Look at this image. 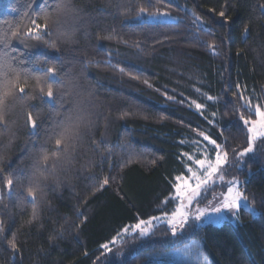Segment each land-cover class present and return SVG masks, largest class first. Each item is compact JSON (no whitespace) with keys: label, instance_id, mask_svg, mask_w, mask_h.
Segmentation results:
<instances>
[{"label":"trees","instance_id":"trees-1","mask_svg":"<svg viewBox=\"0 0 264 264\" xmlns=\"http://www.w3.org/2000/svg\"><path fill=\"white\" fill-rule=\"evenodd\" d=\"M54 3L0 0V34L9 29L7 22L24 27L29 23L26 12L34 14ZM149 3L148 12L165 11L176 20L134 21L139 8ZM226 3L227 23L208 12L209 7L218 12ZM261 4L264 0H71L79 12L63 19L61 31L74 32L72 42H63L61 37L59 50L38 41H28L29 49L14 42L13 54L23 53V67L34 75L55 66L61 77L76 85L64 97L63 108L46 98L26 101L35 105L33 114L42 122L36 133L24 126L22 113L30 110L26 105L10 108L7 119L14 135L11 144L9 135L0 138L4 145L0 169L14 173V184L26 188L33 158L53 147L46 140L48 129L61 118L57 111L63 113L72 102L82 101L94 124L85 130L74 163L46 182V202L34 225L26 223L31 206H17L18 197H27L26 191L4 188L3 181L10 177L0 172V220L10 229L9 237L12 231L18 233L21 247V252L13 254L6 242L0 245V264H166L165 258L152 256L183 248L192 240L200 243L210 264H264V143L258 140L255 152L242 160L231 153L232 148L247 147L246 131H240L244 110L239 93L244 90L253 104L264 103ZM193 13L204 23L195 22ZM245 25L250 28L247 37ZM98 35L113 39H97ZM89 60L93 63H85ZM55 79L50 80L54 87ZM165 94L175 99H166ZM207 95L215 100L208 101ZM192 101L206 105L204 116ZM124 113L128 115L121 119ZM212 113L215 122L210 125L207 119H213ZM193 129L221 142L227 140L232 163L226 167L236 171L240 189L256 215L240 209L236 225L193 226L190 220L183 235L176 238L168 226L157 225L148 237L127 236L112 252L101 255L100 245L122 227L174 209L175 202L162 201L172 192L173 175L181 168L180 153L190 152L191 142L199 138ZM93 140L100 145L99 151ZM129 153L132 163H127ZM105 175L113 177L112 183L94 190L93 185L98 188L97 181ZM218 191L221 184L211 189L207 200ZM78 213H83L79 219Z\"/></svg>","mask_w":264,"mask_h":264},{"label":"snow or ice","instance_id":"snow-or-ice-1","mask_svg":"<svg viewBox=\"0 0 264 264\" xmlns=\"http://www.w3.org/2000/svg\"><path fill=\"white\" fill-rule=\"evenodd\" d=\"M34 3V0H32ZM151 7L149 3L147 7H140L139 14H147L150 17H155L157 13L148 12ZM261 14L264 15V4L260 6ZM31 8V4L29 5ZM227 3L220 10L209 7L208 12L214 13L221 17L225 23L228 22ZM15 10V9H13ZM79 10L72 7L71 0H55L53 5L41 7L39 12L25 13V17L29 21L27 25L21 27L19 24L11 25L9 29L0 34V138L9 135L8 143L11 144V123L7 119L10 108L15 104L26 105L29 111L22 113L25 116L24 126L29 128L33 133L38 132L41 127L39 116H34L36 111L35 105L26 104V101L46 98L52 104H59L64 107V97L71 95L76 85L72 84L70 79L61 77L55 66H48L41 69L40 75H34L33 72L23 65L26 61L23 59V53L14 55L15 49L13 43H20L25 49L32 47L28 41L42 42L49 48L59 50L57 40L63 37V42H72L74 32L61 31L63 19L67 16L78 15ZM159 15L167 16V12H159ZM194 20L197 23L203 24L204 21L200 15L193 13ZM42 21V22H41ZM244 36L250 34V28L245 25L243 28ZM97 39H113L111 35L97 36ZM209 48H214V44H209ZM11 49V51H10ZM37 63H40L39 61ZM87 64H92L93 61H86ZM120 72H124V68H119ZM130 75L131 79H138L134 75ZM55 77V87L51 78ZM33 81L35 83L33 84ZM148 87H153L148 80L143 81ZM239 88V85L237 86ZM199 91V89H197ZM38 92L39 95H35ZM76 95H80L79 92ZM88 95H91L89 92ZM166 99H175L172 96L165 94ZM208 101H214L215 98L207 95ZM239 99L242 101L241 108L244 112L240 115L239 120L242 124L240 131H246L247 147L242 149L232 148L231 153L236 160L255 152L256 142L259 140L264 143V103L256 102L253 104L251 98L246 97L244 90L239 93ZM82 101H74L71 106L67 107L63 113L57 111V115L61 118L54 121L52 126L47 131L46 143L52 144L51 149L44 148L39 156L33 158L31 171L27 175L28 185L26 188L14 184V173L7 169H0L8 177L3 181V187L10 192L13 190H24L27 197H18V207L31 206V215L26 221L27 225H34L41 219V206L46 202V182L52 178L55 179L58 170L67 168L74 163V153L84 139L85 130H90L94 122L89 118L88 114L81 107ZM195 109L202 116L206 105L192 101ZM191 106V105H190ZM124 113L120 116L121 119L127 116ZM215 113H212L213 119H207L208 124H214ZM198 137L206 144H202L201 140H193L196 152L188 153L181 152L180 158H186L184 163V171L181 174L174 176L171 182L172 192L169 197L162 201L163 204L175 202L174 209L169 212H163L162 216H152L148 219L139 218L136 222L122 227L116 234L107 242L102 243L100 248L104 251L101 255L112 252L115 247L125 242V237L131 236L136 238H145L151 235L154 228L153 221H160L166 218L168 229L173 238L183 235L186 226L190 220L193 226L197 223H203L205 219L210 222H219L223 219V213L229 212L233 219L239 215L241 202L247 206L248 197L245 192L240 189V181L233 177L226 179L224 173L225 166L229 163V149L227 140L221 142L218 138H213L210 134L203 130L193 129ZM223 132V130H222ZM183 142V141H182ZM92 143L97 145L96 151L100 150V145L93 140ZM211 146V147H209ZM4 145L0 144V148ZM122 147V146H118ZM108 156L111 157L112 149H106ZM198 153V155H197ZM104 156V152H100ZM3 157L0 156V159ZM133 162V156L129 153L127 163ZM111 167V164L109 165ZM127 164H122L121 167H126ZM96 180V177L92 178ZM217 180L221 182V191L218 196H213V199L204 204L208 198L204 193L209 190L210 186H216ZM113 177L105 175L103 179L97 181L98 188L93 185L94 190L105 189L112 183ZM59 185V180H56ZM2 198V193H0ZM203 204V206H201ZM254 213V209H250ZM83 216V213H78L77 218ZM215 218V219H213ZM6 230L4 222L0 220V245L6 242L13 254L21 252L18 233ZM191 251L195 253L194 264H210V261L200 248L199 242L192 240L190 245ZM178 251H181L178 249ZM86 256L87 253L85 252ZM99 260V257H97Z\"/></svg>","mask_w":264,"mask_h":264},{"label":"rangeland","instance_id":"rangeland-1","mask_svg":"<svg viewBox=\"0 0 264 264\" xmlns=\"http://www.w3.org/2000/svg\"><path fill=\"white\" fill-rule=\"evenodd\" d=\"M174 20H176L175 17H173L171 15H167V16L159 15V12L155 15L154 18L150 17L147 14H144V15L139 14L137 17L134 18V21H138V22H167V21H174ZM194 140H201L202 144H206V142L202 141L201 137L196 138ZM191 145H192L191 146L192 147L191 151L188 152V153L196 152L195 145L192 142H191ZM209 147H211V146H209ZM197 155H198V153H197ZM242 158H244V157H242ZM242 158H240L239 160H242ZM179 162L181 163V168L177 169L179 171L173 175V178H174V176H176L178 174H181L184 171V163L186 162V158H184V159L180 158ZM230 163H232V159L231 158H229V163L228 164H230ZM236 164L238 165V167L242 168L240 164H238V163H236ZM226 166L224 168V173L226 174V179H231L233 177H236L238 179L236 171L234 169H232V168H227ZM219 184H221V182L217 180L216 186L219 185ZM216 186H210L209 190L206 193H204V195L209 196V194L211 192V189L214 190ZM219 193H220V191H218L214 196H218ZM212 199H213V197L211 198V200ZM208 201H210V199L204 201V204H206ZM201 206H203V204ZM240 209H245V210L250 211V209H253V208H251L248 204H247V206H245V203L241 202ZM250 212L253 214L252 211H250ZM254 213L255 214H253V215H256L255 210H254ZM222 215H223V219H221L219 222L213 223V222H210L209 220L205 219L203 221V223H197V224L201 225V224H205V223H210V224H213V225H220V224H223V223H228V224H231V225H236L238 223V221H239L238 217L236 219H233L231 213H229V212H224ZM213 219H215V218H213ZM153 224H154V228L157 225H166V226H168L167 223H166V218H163V217H162V219L160 221H153ZM154 228L152 229V231L154 230ZM190 245H191V243L188 244L187 246L183 247V248H180L181 251H178V249L177 250H172V251H169V252H166V253H162V255H160V256L159 255L152 256V258L153 259L156 258V257L165 258L164 263H166V264H170V263L194 264L195 253L191 251ZM199 245H200V243H199Z\"/></svg>","mask_w":264,"mask_h":264}]
</instances>
